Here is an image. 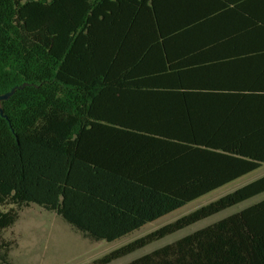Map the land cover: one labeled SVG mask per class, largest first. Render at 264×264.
<instances>
[{
    "label": "trees",
    "instance_id": "obj_1",
    "mask_svg": "<svg viewBox=\"0 0 264 264\" xmlns=\"http://www.w3.org/2000/svg\"><path fill=\"white\" fill-rule=\"evenodd\" d=\"M0 264L21 208L114 242L264 165V0H0ZM264 194V176L110 264ZM124 264H264V199Z\"/></svg>",
    "mask_w": 264,
    "mask_h": 264
},
{
    "label": "rangeland",
    "instance_id": "obj_2",
    "mask_svg": "<svg viewBox=\"0 0 264 264\" xmlns=\"http://www.w3.org/2000/svg\"><path fill=\"white\" fill-rule=\"evenodd\" d=\"M261 176H264V167L202 196L156 221L146 224L120 240L110 243L103 241L90 242L83 239L73 232L58 216L35 205L21 208L18 211L17 222L12 227L4 230L2 237L5 240L12 241V250L9 257L13 264H90L110 251L144 236ZM262 199H264V194L226 209L110 264L128 262L149 250L172 242Z\"/></svg>",
    "mask_w": 264,
    "mask_h": 264
},
{
    "label": "crops",
    "instance_id": "obj_3",
    "mask_svg": "<svg viewBox=\"0 0 264 264\" xmlns=\"http://www.w3.org/2000/svg\"><path fill=\"white\" fill-rule=\"evenodd\" d=\"M262 167H264V165H262L260 168H262ZM260 168H259V169H260ZM259 169H257V170H259ZM257 170H256V171H257ZM254 172H255V171H254ZM252 173H253V172H252ZM252 173H249V174H247V175H250V174H252ZM247 175H246V176H247ZM243 177H245V176H243ZM256 179H257V178H256ZM251 181H252V180H251ZM249 182H250V181H249ZM247 183H248V182H247ZM245 184H246V183H245ZM243 185H244V184H243ZM241 186H242V185H241ZM239 187H240V186H239ZM237 188H238V187H237ZM235 189H236V188H235ZM212 192H213V191H212ZM210 193H211V192H210ZM227 193H228V192H227ZM208 194H209V193H208ZM225 194H226V193H225ZM261 195H262V194H261ZM256 197H257V196H256ZM258 202H259V201H258ZM242 203H243V202H242ZM256 203H257V202H256ZM240 204H241V203H240ZM238 205H239V204H238ZM251 205H252V204H251ZM249 206H250V205H249ZM247 207H248V206H247ZM244 208H246V207H244ZM244 208H242V209H244ZM242 209H241V210H242ZM239 211H240V210H239ZM234 213H235V212H234ZM215 215H216V214H215ZM228 216H229V215H228ZM225 217H227V216H225ZM223 218H224V217H223ZM221 219H222V218H221ZM219 220H220V219H219ZM217 221H218V220H217ZM215 222H216V221H215ZM208 225H209V224H208ZM205 226H206V225H205ZM203 227H204V226H203ZM201 228H202V227H201ZM186 235H187V234H186ZM184 236H185V235H184ZM179 238H180V237H179ZM177 239H178V238H177ZM175 240H176V239H175ZM169 243H170V242H169ZM166 244H167V243H166ZM163 245H164V244H163ZM161 246H162V245H161ZM159 247H160V246H159ZM156 248H157V247H156ZM154 249H155V248H154ZM154 249H152V250H154ZM152 250H149V251H147V252H150V251H152ZM147 252H145V253H147ZM145 253H143V254H145ZM135 258H136V257H135ZM133 259H134V258H133ZM131 260H132V259H131ZM129 261H130V260H129ZM129 261H128V262H129ZM125 263H127V262H125ZM123 264H124V263H123Z\"/></svg>",
    "mask_w": 264,
    "mask_h": 264
},
{
    "label": "water",
    "instance_id": "obj_4",
    "mask_svg": "<svg viewBox=\"0 0 264 264\" xmlns=\"http://www.w3.org/2000/svg\"><path fill=\"white\" fill-rule=\"evenodd\" d=\"M14 89H12L11 91H9L8 93L2 94L0 95V101H5L8 99V97L13 93ZM0 114L2 115V109L0 108Z\"/></svg>",
    "mask_w": 264,
    "mask_h": 264
}]
</instances>
